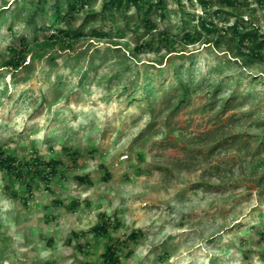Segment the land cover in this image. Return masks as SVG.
I'll list each match as a JSON object with an SVG mask.
<instances>
[{
    "label": "rangeland",
    "instance_id": "obj_1",
    "mask_svg": "<svg viewBox=\"0 0 264 264\" xmlns=\"http://www.w3.org/2000/svg\"><path fill=\"white\" fill-rule=\"evenodd\" d=\"M54 1L0 0V148L62 161L0 169V264H264V0Z\"/></svg>",
    "mask_w": 264,
    "mask_h": 264
},
{
    "label": "trees",
    "instance_id": "obj_2",
    "mask_svg": "<svg viewBox=\"0 0 264 264\" xmlns=\"http://www.w3.org/2000/svg\"><path fill=\"white\" fill-rule=\"evenodd\" d=\"M65 1V7L67 12L62 13V5L60 0H55V10L57 14L60 15H71L73 13L79 12L80 8H83V6L88 2V0H64ZM141 2L147 3V11L151 10L154 7H158L159 9L165 8V0H157L154 3H151L146 0H105L103 4V10H108L109 8H116L121 9L124 6H139ZM227 4H233L234 0H224ZM149 12V11H148ZM146 14V13H145ZM163 14V13H161ZM145 26L148 29L155 28L156 24L148 17L145 18ZM206 30H211L208 26H204ZM63 32V31H62ZM66 36L68 34L67 31H65ZM236 34L238 36V42L240 45L250 44V47L254 52H260L264 48V34L259 33L255 29H247L244 28V26H241L240 29H236ZM247 46V45H245ZM27 48V41L23 38L22 44L20 46V49L17 52V55H15L18 59H23L24 54L26 52ZM14 57V58H15ZM188 95L187 88L183 89V92L178 97V104L176 108L182 104ZM62 164L61 160L58 159H45L42 156L39 155H32L31 158L27 159L26 161H21L17 157L11 155V154H5L4 151L0 148V169L5 171L10 175V177L14 176L17 178L23 177L25 175H30L31 179L27 180L25 186L30 191V194H32V183L31 180L40 177V179L44 180L46 183L50 182L53 175L57 174L59 172V167ZM107 174V173H106ZM109 175H106V178H108ZM75 179L80 183H91V179L88 175H76ZM105 214L101 215V221L96 223L93 227H91V231H93L96 235H106L109 231V228L112 226L110 221L107 220V218H104ZM140 230L132 231L129 234V238L136 239L141 233ZM103 256V262L106 264H122L121 263V255L118 252V245L114 242L108 243L106 245L105 251L102 253ZM91 264V263H87Z\"/></svg>",
    "mask_w": 264,
    "mask_h": 264
}]
</instances>
